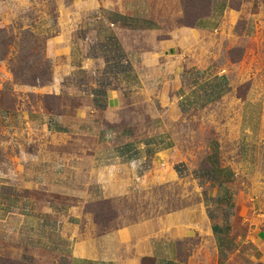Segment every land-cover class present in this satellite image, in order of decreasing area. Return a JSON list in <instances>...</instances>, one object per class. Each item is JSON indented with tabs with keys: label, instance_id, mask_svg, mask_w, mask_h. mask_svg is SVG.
<instances>
[{
	"label": "crops",
	"instance_id": "obj_1",
	"mask_svg": "<svg viewBox=\"0 0 264 264\" xmlns=\"http://www.w3.org/2000/svg\"><path fill=\"white\" fill-rule=\"evenodd\" d=\"M246 5L242 2L234 7L232 0H211L210 12L196 24L168 27L167 23L185 14L182 0H142L133 5L128 0L99 2V7L118 15L104 22L118 39L119 55L126 56L133 66L135 77H129L136 79L135 84L131 81L125 88H108L96 97L92 90H82L76 84L67 87L60 76L54 82L55 93L71 91L81 102L70 113L37 115V111L17 107L0 109V125L14 130L40 121L50 133L70 134L80 153L70 160L72 188L67 193H63L67 170L61 172L59 161L45 155H35L33 163L30 161L38 168L35 172L28 169V173L22 165V171H16L19 178L9 183L27 190L18 193L22 203L16 202L13 193H0V198L6 194L9 203L4 208L1 205L5 204H0V264H264V92L254 87L245 98L236 99L262 107L260 122L254 121L253 126L245 120L252 114H241V129L255 139L239 155H225L219 170L216 168L218 173L211 172L207 193L215 205L210 210L201 201L101 231L90 222L86 199L82 200L95 197L96 192L113 198L142 191L145 185L158 182L153 172L160 164H175L176 143L173 145L169 127L152 126L151 120L144 126L119 124L130 97L127 89L144 87L151 99L166 104L168 118L179 107L186 108L187 104L177 102L179 95H184L183 103L194 98L192 91L184 93L186 79L193 82L194 90L202 91L203 85L210 83L215 92H221L217 81L225 79L224 71L215 73L218 67L210 66L223 51L233 47L243 50L242 58L230 60L225 69L233 81L239 66L255 53L254 45L263 46L264 11L247 12ZM244 19L243 31L236 30ZM143 20L151 24L143 25ZM65 32L48 40V50L62 44L55 54L72 53L71 36ZM126 32L135 34L133 43L124 36ZM143 34L150 40L137 39ZM227 40L228 47L224 45ZM82 50L86 67L106 65L104 56H90L87 48ZM203 74L208 78L198 77ZM53 165L61 168H48ZM41 184H50L53 191L71 195L75 201L64 207L55 197L45 200L46 193L33 192Z\"/></svg>",
	"mask_w": 264,
	"mask_h": 264
},
{
	"label": "rangeland",
	"instance_id": "obj_2",
	"mask_svg": "<svg viewBox=\"0 0 264 264\" xmlns=\"http://www.w3.org/2000/svg\"><path fill=\"white\" fill-rule=\"evenodd\" d=\"M101 1L0 0V109L5 111L17 107L37 111V115L70 113L81 102L71 91L55 93L58 88L54 90V82L60 76H63V83L67 87L76 84L82 90H92L96 97L98 93L104 95L108 88H125V83L131 81L132 85L135 84L134 68L126 56L119 55L118 39L114 38V31L104 22L105 19H116L118 15L99 7ZM134 1L136 3L142 0H128L132 5ZM242 2L247 3V12L259 14L264 11V0H232V6L238 7ZM184 4L186 14L173 21L174 23H167L168 27L174 24L184 25V21L190 20L196 10L208 8L204 0H184ZM140 23L151 24L146 20ZM245 23V19L241 20L236 30L243 31ZM62 30H66L65 33L71 36V58L69 54L53 52L62 44L57 45L54 50H48V40ZM127 35L133 43L135 34L126 32L124 36ZM137 39L150 40L146 34L137 36ZM227 41L224 45L228 47L230 41ZM256 44L255 53H250V59H247L249 61L246 60L243 66H239L233 81L231 74L225 69L228 68L230 60L242 58V48L224 50L220 58L210 66L218 67L214 70L215 73L224 71L225 79L217 81L221 92H215L210 83L203 85L202 91L194 90L193 82L189 83L186 79L184 93L189 95L192 91L194 98L183 103L184 95H179L177 102L181 105L187 104L186 108L179 107L170 118L164 106L166 104L159 103L158 98L151 99L144 87L127 89L130 97L127 106L120 113L119 124L144 126L151 120L152 126L159 124L169 127L173 145L176 143V162L168 166L160 164L153 172L157 175L158 182L145 185L142 191L113 198L101 197V193L96 192L95 197L82 199H86L85 211L91 223L105 231L121 224L161 216L165 212L186 205H196L201 201L210 206L209 210L214 207L213 197L207 193V180L211 172L218 173L216 168L219 170L225 155H239L244 146L255 139L241 129L242 111L252 114L250 119L245 118L252 126L254 121L260 122L258 116L262 107L240 101L251 87L258 92H264V42L259 48ZM82 48H87L90 56H104L106 65L102 68L86 67L82 63ZM42 70H45V74H41ZM33 75H43V84L29 83ZM131 75L134 76L132 79L129 77ZM198 77L208 78L205 74ZM237 96L242 98L237 100ZM85 141L91 144L90 140ZM78 154V146L72 142L70 134L50 133L43 129L40 121L14 130L7 125H0V193H13L17 197L16 202H23L18 193H28L27 190H19L9 183L19 178L17 172L22 171V165H26L24 170L28 173V169L34 172L38 169L32 164L35 155H45L48 160L57 159L62 167L61 172L67 170L63 176L67 177L63 180V186L66 187L63 193H67L72 188L70 160ZM220 174L226 176L228 172ZM150 176L146 177L148 181ZM48 182L53 183L51 180ZM50 184L38 185L33 188V192L46 193L48 198L45 200H49L50 196L55 197V201L64 207L75 201L71 195L53 191ZM82 188L86 190L87 185L83 184ZM90 191L95 193L92 186ZM0 199V204H5L1 208L9 205L6 194Z\"/></svg>",
	"mask_w": 264,
	"mask_h": 264
},
{
	"label": "trees",
	"instance_id": "obj_3",
	"mask_svg": "<svg viewBox=\"0 0 264 264\" xmlns=\"http://www.w3.org/2000/svg\"><path fill=\"white\" fill-rule=\"evenodd\" d=\"M203 1V0H202ZM182 2H183V5H184V12H185V14H186V10H185V4H184V0H182ZM204 3H206V5L208 4V8H207V10L205 9H198V10H196L195 11V13L193 14V16L190 18V20H187V21H184L186 24L185 25H194V24H196V21L199 19V18H201L202 16H204V15H206L207 13H209L210 12V5H211V0H204ZM203 4V3H202ZM41 72V74H45V70H42V71H40ZM43 77V75L42 76H40V77H36V76H34L33 75V78L32 79H30V81H29V83H33V84H43V82H44V80L43 79H41ZM36 80V81H35ZM42 80V81H41Z\"/></svg>",
	"mask_w": 264,
	"mask_h": 264
}]
</instances>
